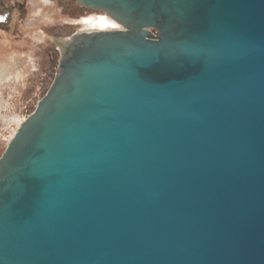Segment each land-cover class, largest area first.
Listing matches in <instances>:
<instances>
[{
    "label": "water",
    "instance_id": "1",
    "mask_svg": "<svg viewBox=\"0 0 264 264\" xmlns=\"http://www.w3.org/2000/svg\"><path fill=\"white\" fill-rule=\"evenodd\" d=\"M0 154V264H264V0H74Z\"/></svg>",
    "mask_w": 264,
    "mask_h": 264
},
{
    "label": "rangeland",
    "instance_id": "2",
    "mask_svg": "<svg viewBox=\"0 0 264 264\" xmlns=\"http://www.w3.org/2000/svg\"><path fill=\"white\" fill-rule=\"evenodd\" d=\"M100 15L74 0H0V154L56 73L51 38L67 37L84 17Z\"/></svg>",
    "mask_w": 264,
    "mask_h": 264
},
{
    "label": "bare ground",
    "instance_id": "3",
    "mask_svg": "<svg viewBox=\"0 0 264 264\" xmlns=\"http://www.w3.org/2000/svg\"><path fill=\"white\" fill-rule=\"evenodd\" d=\"M83 19L85 21H84L83 27L80 28L81 30L92 31V30H109V29H117V28L118 29H122V27L118 23H116L115 21L111 20L106 15L105 16H98L96 18H94V16H92V17H84ZM62 38H66V37H62ZM55 39H57V38H51V40L53 41V43L56 46V48H58L59 51L62 52L64 46L59 44V43H56Z\"/></svg>",
    "mask_w": 264,
    "mask_h": 264
},
{
    "label": "flooded vegetation",
    "instance_id": "4",
    "mask_svg": "<svg viewBox=\"0 0 264 264\" xmlns=\"http://www.w3.org/2000/svg\"><path fill=\"white\" fill-rule=\"evenodd\" d=\"M100 16H104V15H100ZM84 25V24H83Z\"/></svg>",
    "mask_w": 264,
    "mask_h": 264
}]
</instances>
